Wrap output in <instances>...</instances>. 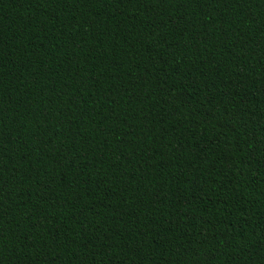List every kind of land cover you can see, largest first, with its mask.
I'll list each match as a JSON object with an SVG mask.
<instances>
[{
    "label": "trees",
    "instance_id": "1",
    "mask_svg": "<svg viewBox=\"0 0 264 264\" xmlns=\"http://www.w3.org/2000/svg\"><path fill=\"white\" fill-rule=\"evenodd\" d=\"M0 264H264V0H0Z\"/></svg>",
    "mask_w": 264,
    "mask_h": 264
}]
</instances>
